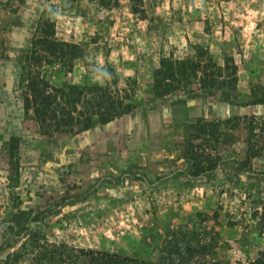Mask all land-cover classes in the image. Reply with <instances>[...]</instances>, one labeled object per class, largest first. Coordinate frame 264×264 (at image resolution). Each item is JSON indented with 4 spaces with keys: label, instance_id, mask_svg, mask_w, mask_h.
Here are the masks:
<instances>
[{
    "label": "rangeland",
    "instance_id": "obj_1",
    "mask_svg": "<svg viewBox=\"0 0 264 264\" xmlns=\"http://www.w3.org/2000/svg\"><path fill=\"white\" fill-rule=\"evenodd\" d=\"M105 1L0 0V264H31L33 244L53 242L253 264L264 252L253 218L264 210V0H143L140 14ZM43 19L84 51L73 69L46 68L52 84L100 87L76 109L93 117L87 130L46 134L24 109ZM162 58L185 64L181 89L158 98ZM205 66L216 85L201 83Z\"/></svg>",
    "mask_w": 264,
    "mask_h": 264
},
{
    "label": "trees",
    "instance_id": "obj_2",
    "mask_svg": "<svg viewBox=\"0 0 264 264\" xmlns=\"http://www.w3.org/2000/svg\"><path fill=\"white\" fill-rule=\"evenodd\" d=\"M218 2L222 0H217ZM133 12H143V0H131ZM103 6L108 7L109 1L101 0ZM84 58L83 49L75 43L66 42L57 38L54 21H41L40 35L35 39L32 50L26 55L23 65L24 109L31 114L46 134L67 133L73 130L84 131L91 127L93 117L82 119L76 117V109L87 95H99L100 87L79 86L69 82L61 86L53 85L47 77V67L55 65L73 69L76 61ZM185 61L176 63L171 58H162L159 68L154 74L153 88L158 98H165L182 87L177 74L181 73ZM200 64H193L199 68ZM203 73L201 83L214 86L218 83L217 77ZM221 71V68H220ZM117 113V112H113ZM114 116H117L115 114ZM253 218L258 220L264 229V210L253 209ZM36 252L31 255V264H174L166 258H156L154 261L139 260L127 255L110 253L97 249H85L71 246L66 242L45 243L36 246ZM5 264H22L21 256L15 254L8 258ZM253 264H264V252Z\"/></svg>",
    "mask_w": 264,
    "mask_h": 264
}]
</instances>
